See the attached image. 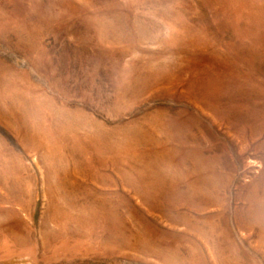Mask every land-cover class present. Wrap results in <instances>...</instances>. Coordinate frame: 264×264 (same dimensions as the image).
Returning <instances> with one entry per match:
<instances>
[{
	"label": "rangeland",
	"instance_id": "rangeland-1",
	"mask_svg": "<svg viewBox=\"0 0 264 264\" xmlns=\"http://www.w3.org/2000/svg\"><path fill=\"white\" fill-rule=\"evenodd\" d=\"M0 264H264V0H0Z\"/></svg>",
	"mask_w": 264,
	"mask_h": 264
}]
</instances>
